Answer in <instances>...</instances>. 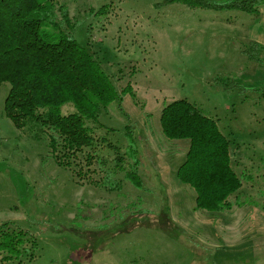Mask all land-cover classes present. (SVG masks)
<instances>
[{"label":"rangeland","instance_id":"obj_1","mask_svg":"<svg viewBox=\"0 0 264 264\" xmlns=\"http://www.w3.org/2000/svg\"><path fill=\"white\" fill-rule=\"evenodd\" d=\"M58 2L73 25L62 30L92 54L120 100L86 121L91 152L79 155L80 168H64L6 116L10 86L0 84V225L37 243L0 264H264V48L258 62L242 53L250 41L264 47V3L251 14L163 0ZM225 77L234 88L217 82ZM177 99L229 139L241 179L229 210L197 209L194 189L177 177L189 142L166 138L159 121Z\"/></svg>","mask_w":264,"mask_h":264},{"label":"trees","instance_id":"obj_2","mask_svg":"<svg viewBox=\"0 0 264 264\" xmlns=\"http://www.w3.org/2000/svg\"><path fill=\"white\" fill-rule=\"evenodd\" d=\"M172 2L257 14L264 0H163ZM65 24L73 28L66 6L58 0H0V84L10 86L4 109L13 125L43 139L58 166L80 168L79 155L90 151L94 141L86 121L96 122L100 110L120 95L92 54L62 30ZM261 50L259 42L250 41L242 53L258 62ZM217 82L226 89L235 87L230 77ZM67 103L73 112H61ZM159 121L166 138L189 142L177 177L194 189L195 207L231 209L229 197L239 190L241 179L232 167L229 139L216 122L185 99L163 107ZM123 158L116 156L115 166L121 167ZM132 171L127 176L137 179ZM36 248L26 230L0 225L2 261Z\"/></svg>","mask_w":264,"mask_h":264},{"label":"crops","instance_id":"obj_3","mask_svg":"<svg viewBox=\"0 0 264 264\" xmlns=\"http://www.w3.org/2000/svg\"><path fill=\"white\" fill-rule=\"evenodd\" d=\"M260 11L262 12V10H259V12H260ZM263 14H264V11H263ZM263 17H264V16H263ZM259 44H261V42H259ZM261 45H262V44H261ZM262 48H264V47L262 46Z\"/></svg>","mask_w":264,"mask_h":264}]
</instances>
